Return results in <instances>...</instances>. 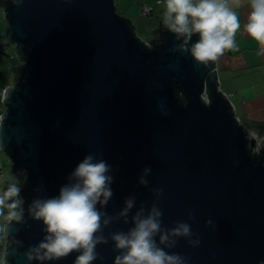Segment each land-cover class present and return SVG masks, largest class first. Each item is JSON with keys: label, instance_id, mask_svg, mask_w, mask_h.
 <instances>
[{"label": "water", "instance_id": "95a60500", "mask_svg": "<svg viewBox=\"0 0 264 264\" xmlns=\"http://www.w3.org/2000/svg\"><path fill=\"white\" fill-rule=\"evenodd\" d=\"M3 1L2 39L24 61L4 88L0 113L1 151L11 172L22 173V218L8 228L10 264H72L79 250L25 260V249L44 235L28 207L56 195L87 152L105 159L112 175L110 198L97 204L109 219L98 230L105 239L92 264H112L121 250L110 234L126 230L136 209L153 202L165 227L187 220L192 209L188 222L200 242L180 237L166 249L189 264L264 261V146L256 148L220 90L215 61H196L166 28L157 40L138 36L114 0ZM145 165L151 171L141 184ZM127 197L134 203L121 215Z\"/></svg>", "mask_w": 264, "mask_h": 264}, {"label": "clouds", "instance_id": "9594fccd", "mask_svg": "<svg viewBox=\"0 0 264 264\" xmlns=\"http://www.w3.org/2000/svg\"><path fill=\"white\" fill-rule=\"evenodd\" d=\"M13 3L19 4L20 0ZM162 4V25L182 38L177 47L186 49L196 61H215L225 49L236 46L234 37L241 20L228 0H162ZM243 31L258 41L264 52V0H249ZM193 33L198 34L197 39L188 44ZM110 168L105 159L87 152L56 195L31 201L28 211L41 220L44 235L25 249L26 261L56 260L79 250L72 264H92L98 256L97 243L105 239L98 230L109 219L97 204H105L112 194ZM140 171L139 182L147 184L145 176L151 171L150 166L145 165ZM20 188L19 177L10 171L0 179V264H10L9 255L15 252L9 251L8 228L11 221L22 218ZM153 190L162 192L160 188ZM133 203L132 197L125 198L120 214H126ZM161 216L162 209L153 202L147 209H136L126 230L112 232L113 247L121 250L112 257V264H189L183 253L166 249L173 248L180 237L193 246L200 242L199 234H194L188 222L194 219L192 209L187 210V220H174L168 227L162 224ZM205 223L211 220L206 219Z\"/></svg>", "mask_w": 264, "mask_h": 264}, {"label": "crops", "instance_id": "0c3cea01", "mask_svg": "<svg viewBox=\"0 0 264 264\" xmlns=\"http://www.w3.org/2000/svg\"><path fill=\"white\" fill-rule=\"evenodd\" d=\"M230 6L237 12L241 20V27L235 33V47L225 49L215 60L218 85L233 104L234 113L244 123L264 122V52L260 51L259 42L243 31V22L249 10V0H228ZM116 10L119 14L128 18L135 30L138 23L147 39L151 30L156 27L162 18V0H114ZM142 4L151 7L148 13L141 10ZM1 13V11H0ZM145 15V19L139 18ZM7 24L0 14V90L10 81L11 68L9 53L12 51L9 43L2 39L6 32ZM12 46V45H11ZM14 82V81H13ZM3 107L0 106V112ZM11 172V165L5 169V174H0L2 179L8 172Z\"/></svg>", "mask_w": 264, "mask_h": 264}, {"label": "trees", "instance_id": "16d2710c", "mask_svg": "<svg viewBox=\"0 0 264 264\" xmlns=\"http://www.w3.org/2000/svg\"><path fill=\"white\" fill-rule=\"evenodd\" d=\"M4 5V1L3 0H0V11H1V14H2V6ZM148 13V12H147ZM2 17L3 19H5V16L2 14ZM159 28H165L162 23H161V19H160V22L158 23V25L156 27H154L151 32H150V38L151 39H158L160 34L158 32ZM13 46V50L9 53V60H10V68L11 70L13 71L14 69H17L18 70V74H20V71H22L23 69V63L24 61L22 60L21 58V54L19 53L20 56L17 55V52L14 48V45L11 44ZM11 55V56H10ZM175 96L177 97V101L180 103V104H184L185 101L183 99V97L175 91ZM257 125L258 127V130L260 132H263V127H264V122H258V123H254ZM6 157V156H5ZM7 161L10 163V161L8 160V158L6 157ZM3 162H4V158H3ZM11 165V163H10ZM4 167H5V162H4ZM5 169V168H4ZM5 174V172H4ZM21 177V175L19 176Z\"/></svg>", "mask_w": 264, "mask_h": 264}, {"label": "built area", "instance_id": "2783aa9c", "mask_svg": "<svg viewBox=\"0 0 264 264\" xmlns=\"http://www.w3.org/2000/svg\"><path fill=\"white\" fill-rule=\"evenodd\" d=\"M150 9H151V7L149 5H147V4H142V6H141V10L144 13L149 12ZM2 14L4 15L3 12H2ZM4 88H2L0 90V106H2V107H3V105H2L1 99L3 98ZM244 129H245V131H246V133H247L248 136H252L256 140V148H260V147H263L264 146V129H263V132H262L261 135H259L256 131H253L250 128L244 127ZM4 168L5 167H4L3 157H2V151H1V148H0V174L1 175H4V172H5V169ZM20 175H22V173Z\"/></svg>", "mask_w": 264, "mask_h": 264}, {"label": "rangeland", "instance_id": "374dc122", "mask_svg": "<svg viewBox=\"0 0 264 264\" xmlns=\"http://www.w3.org/2000/svg\"><path fill=\"white\" fill-rule=\"evenodd\" d=\"M117 11H119L118 9H117ZM1 14V13H0ZM143 18V19H145L146 20V16L145 15H140L139 16V18ZM135 23H136V25H137V28H136V33L138 34V36H140V37H142L143 39H146L147 40V34H145L144 32H143V30L140 28V26L138 25V23L135 21ZM145 23V25L147 26L148 25V23H147V20H146V22H144ZM10 47H12V50H13V46H11V44H10ZM13 52H14V50H13ZM12 74H11V77H10V81L13 83V81H15L16 79H17V76L19 75L18 74V70L17 69H14L12 72H11ZM243 125H244V127H246V128H250V129H252L253 131H256L259 135H261L262 134V132H260L259 130H258V127H257V125L256 124H252V123H244L243 121V119L242 120H239ZM264 128V127H263ZM2 157L4 158V162H5V169H8L9 167H10V163L7 161V159H6V157H5V155L2 153ZM21 179H22V176L21 177H19V182H21Z\"/></svg>", "mask_w": 264, "mask_h": 264}]
</instances>
